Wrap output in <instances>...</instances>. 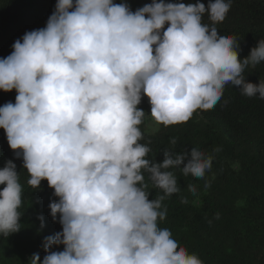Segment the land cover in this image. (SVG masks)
Wrapping results in <instances>:
<instances>
[{
    "label": "clouds",
    "instance_id": "obj_1",
    "mask_svg": "<svg viewBox=\"0 0 264 264\" xmlns=\"http://www.w3.org/2000/svg\"><path fill=\"white\" fill-rule=\"evenodd\" d=\"M230 7L151 0L132 11L126 0H56L46 26L0 58V90L17 93L0 106V128L31 189L47 180L58 197L49 208L62 230L44 238L46 255L30 264H202L159 225L163 201L181 190L172 170L203 179L213 157L193 147L150 158L138 105L146 96L151 117L167 127L213 109L228 84L264 99V80L245 79L246 68L264 62V39L241 59L236 37L216 27ZM0 185L7 237L20 230L24 204L12 160L0 168ZM150 186L162 194L149 199Z\"/></svg>",
    "mask_w": 264,
    "mask_h": 264
},
{
    "label": "trees",
    "instance_id": "obj_2",
    "mask_svg": "<svg viewBox=\"0 0 264 264\" xmlns=\"http://www.w3.org/2000/svg\"><path fill=\"white\" fill-rule=\"evenodd\" d=\"M126 2L135 11L151 0ZM200 2L208 4V0ZM55 4L56 0H0V58L13 51V43L25 32L45 27ZM204 22L210 23L207 16ZM216 27L218 32L236 37L238 55L241 59L246 57L258 40L264 39V0H231L225 20ZM245 79L254 84L264 80V62L246 68ZM16 94L14 89L0 90V106L14 103ZM138 107L145 111L139 127L144 134L141 142L151 149L150 158L160 162L165 149L189 152L193 147L213 157L211 169L203 179L172 170L181 190L163 201L167 215L159 226L168 228L202 264H264V99L245 96L228 84L213 109L198 110L182 124L159 125L153 134L144 129L150 111L146 96ZM173 138L177 141L174 146L170 143ZM7 160L15 163L20 174L24 204L20 230L7 237L0 235V264H30L33 254L41 260L46 255L44 238L62 230L59 214L53 220L49 208L58 197L47 180H42L39 188L31 189L22 158L14 155L4 129L0 128V168ZM189 185L195 186V193L189 191ZM149 191V199L162 194L151 186ZM185 198L186 203L182 202ZM63 247L53 245L50 251H62Z\"/></svg>",
    "mask_w": 264,
    "mask_h": 264
},
{
    "label": "rangeland",
    "instance_id": "obj_3",
    "mask_svg": "<svg viewBox=\"0 0 264 264\" xmlns=\"http://www.w3.org/2000/svg\"><path fill=\"white\" fill-rule=\"evenodd\" d=\"M160 124H157L154 119L151 117L150 115V111L148 112V114L146 115V123H145V131L149 134H153L155 133L158 128H159Z\"/></svg>",
    "mask_w": 264,
    "mask_h": 264
}]
</instances>
